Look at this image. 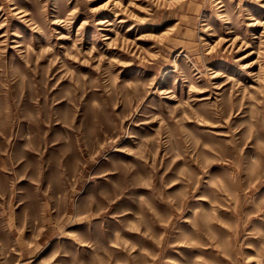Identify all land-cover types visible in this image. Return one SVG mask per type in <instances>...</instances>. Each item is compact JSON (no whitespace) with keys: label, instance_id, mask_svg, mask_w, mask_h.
Segmentation results:
<instances>
[{"label":"rangeland","instance_id":"374dc122","mask_svg":"<svg viewBox=\"0 0 264 264\" xmlns=\"http://www.w3.org/2000/svg\"><path fill=\"white\" fill-rule=\"evenodd\" d=\"M0 264H264V0H0Z\"/></svg>","mask_w":264,"mask_h":264},{"label":"crops","instance_id":"0c3cea01","mask_svg":"<svg viewBox=\"0 0 264 264\" xmlns=\"http://www.w3.org/2000/svg\"><path fill=\"white\" fill-rule=\"evenodd\" d=\"M15 176L16 174H11L9 176L5 175L6 178H11L12 176ZM19 176H16V179H18ZM27 179H29L31 181V183H36L37 182V177L35 176V174L32 175H28V176H24V178H21L20 180L18 179L17 183L19 184V187L21 186H26L28 183V181H26ZM12 180V179H11ZM21 184V185H20Z\"/></svg>","mask_w":264,"mask_h":264},{"label":"bare ground","instance_id":"6f19581e","mask_svg":"<svg viewBox=\"0 0 264 264\" xmlns=\"http://www.w3.org/2000/svg\"><path fill=\"white\" fill-rule=\"evenodd\" d=\"M15 9V8H14ZM107 20V19H106ZM102 22H105L104 20L102 21ZM102 22H100V23H102ZM99 23V22H98ZM106 37V36H105Z\"/></svg>","mask_w":264,"mask_h":264}]
</instances>
